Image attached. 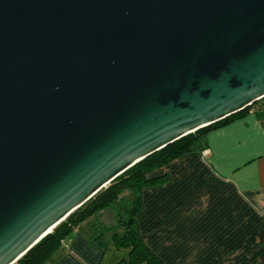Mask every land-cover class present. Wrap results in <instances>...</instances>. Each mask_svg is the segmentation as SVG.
<instances>
[{"label": "water", "instance_id": "1", "mask_svg": "<svg viewBox=\"0 0 264 264\" xmlns=\"http://www.w3.org/2000/svg\"><path fill=\"white\" fill-rule=\"evenodd\" d=\"M262 97L264 0H0V264Z\"/></svg>", "mask_w": 264, "mask_h": 264}, {"label": "crops", "instance_id": "2", "mask_svg": "<svg viewBox=\"0 0 264 264\" xmlns=\"http://www.w3.org/2000/svg\"><path fill=\"white\" fill-rule=\"evenodd\" d=\"M204 139L202 151L150 173L166 180L141 189L134 228L162 264H264V97ZM107 209L42 264H128L130 248L112 238L125 232L115 227L117 209L112 224ZM95 225L102 244L91 238Z\"/></svg>", "mask_w": 264, "mask_h": 264}, {"label": "trees", "instance_id": "3", "mask_svg": "<svg viewBox=\"0 0 264 264\" xmlns=\"http://www.w3.org/2000/svg\"><path fill=\"white\" fill-rule=\"evenodd\" d=\"M245 110L246 108L187 134L137 162L73 211L14 264H42L55 249L72 236L79 223L110 207L117 209L115 227H122L125 230L122 235L114 233L112 238L117 247L130 248L128 264H138L142 261L148 264H162L145 246L134 228V218L141 209V189L164 182L165 174L150 176V173L175 158L202 151L206 146L204 136L208 130L230 122L242 115ZM98 227L95 225V232L91 238L102 244L101 235L97 232Z\"/></svg>", "mask_w": 264, "mask_h": 264}, {"label": "rangeland", "instance_id": "4", "mask_svg": "<svg viewBox=\"0 0 264 264\" xmlns=\"http://www.w3.org/2000/svg\"><path fill=\"white\" fill-rule=\"evenodd\" d=\"M109 209H107V212H106L107 213V216L105 217V219L107 220V223L108 224H112V220L113 219H112V214L111 213H113L112 211H116V209L113 208V207H110ZM97 216H98V214H95L93 217L96 218ZM93 217H91L90 219H93ZM118 228H120V227H118ZM121 229H123V228H121ZM109 231H111V230H109Z\"/></svg>", "mask_w": 264, "mask_h": 264}]
</instances>
